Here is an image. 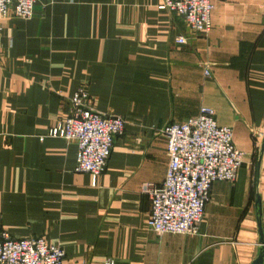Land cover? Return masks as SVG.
I'll list each match as a JSON object with an SVG mask.
<instances>
[{
	"label": "crops",
	"instance_id": "obj_1",
	"mask_svg": "<svg viewBox=\"0 0 264 264\" xmlns=\"http://www.w3.org/2000/svg\"><path fill=\"white\" fill-rule=\"evenodd\" d=\"M164 0H38L30 20L0 33V222L14 239L44 238L64 264H253L264 227V0H214L199 36ZM179 37L187 44L177 43ZM209 75H205V70ZM120 116L106 171L75 172L77 144L47 137L70 99ZM213 108L246 154L234 183L218 182L198 234L157 235L144 184L169 166L162 130ZM42 137H46L41 141Z\"/></svg>",
	"mask_w": 264,
	"mask_h": 264
},
{
	"label": "built area",
	"instance_id": "obj_2",
	"mask_svg": "<svg viewBox=\"0 0 264 264\" xmlns=\"http://www.w3.org/2000/svg\"><path fill=\"white\" fill-rule=\"evenodd\" d=\"M37 1L0 0V33L1 21L9 16L30 20ZM160 9L179 15L199 36L207 37L213 29L214 0H164ZM177 43L185 45L187 39L179 37ZM205 75H209L207 69ZM89 102L88 90L79 89L70 99L71 116L54 125L47 137L76 143L75 172L89 174L96 182L106 171L126 122L120 116L94 111ZM162 134L167 140L169 166L161 185L147 183L142 188L151 202L147 226L159 236L198 234L213 186L234 183L246 154L234 145L233 129L220 126L215 110L206 106L196 118L170 124ZM65 258L66 251L60 245H50L42 237L14 239L0 222V264H64Z\"/></svg>",
	"mask_w": 264,
	"mask_h": 264
},
{
	"label": "water",
	"instance_id": "obj_3",
	"mask_svg": "<svg viewBox=\"0 0 264 264\" xmlns=\"http://www.w3.org/2000/svg\"><path fill=\"white\" fill-rule=\"evenodd\" d=\"M264 153V140L261 147V154ZM256 218H257V225H258V233H259V244L260 249L257 258L253 262V264H264V227L262 223V199L259 194L256 195Z\"/></svg>",
	"mask_w": 264,
	"mask_h": 264
}]
</instances>
